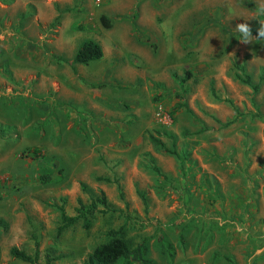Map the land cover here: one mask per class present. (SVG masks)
<instances>
[{"label": "rangeland", "instance_id": "obj_1", "mask_svg": "<svg viewBox=\"0 0 264 264\" xmlns=\"http://www.w3.org/2000/svg\"><path fill=\"white\" fill-rule=\"evenodd\" d=\"M262 5L0 0V264H85L117 230L150 264H264V40L235 31Z\"/></svg>", "mask_w": 264, "mask_h": 264}, {"label": "trees", "instance_id": "obj_2", "mask_svg": "<svg viewBox=\"0 0 264 264\" xmlns=\"http://www.w3.org/2000/svg\"><path fill=\"white\" fill-rule=\"evenodd\" d=\"M101 21L105 22L106 20L104 19V17H102ZM258 27H255L253 29V36L256 35V30L258 29ZM102 56L103 52L100 45L91 39H87L80 44L72 60V64L87 65L92 61L100 60ZM150 141L158 147H163L162 143L154 137H150ZM155 171L156 173H158L156 169ZM97 202L102 204V206L104 207L106 206L104 196L98 199ZM78 204V215L76 217H67L62 213V225L58 230L59 233L72 226L79 219H83V226L85 228L89 227V218L93 216L94 211L96 210L97 203L93 202L89 207H85L79 200ZM145 253V245L140 244L132 247L125 239V235L123 234L122 230L109 231L107 240L99 244L93 250L92 254L89 256L85 264H119L122 262H124L125 264H150V261L145 257ZM10 255L11 257L28 264H36L38 260L37 254H35L34 256H30L25 252L18 250L17 248H12L10 250Z\"/></svg>", "mask_w": 264, "mask_h": 264}, {"label": "clouds", "instance_id": "obj_3", "mask_svg": "<svg viewBox=\"0 0 264 264\" xmlns=\"http://www.w3.org/2000/svg\"><path fill=\"white\" fill-rule=\"evenodd\" d=\"M257 15H264V5L260 6ZM235 31L240 34V43L250 44L254 40H264V23H259L256 35H252V29L248 22L239 23L235 26Z\"/></svg>", "mask_w": 264, "mask_h": 264}]
</instances>
